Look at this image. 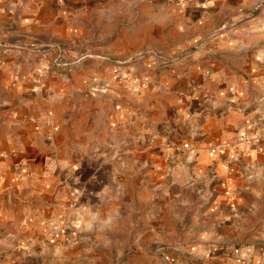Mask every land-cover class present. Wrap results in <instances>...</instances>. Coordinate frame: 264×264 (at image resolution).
<instances>
[{
  "label": "crops",
  "instance_id": "obj_1",
  "mask_svg": "<svg viewBox=\"0 0 264 264\" xmlns=\"http://www.w3.org/2000/svg\"><path fill=\"white\" fill-rule=\"evenodd\" d=\"M54 46L76 64L42 74ZM259 117L264 0H0V226L17 253L99 222L134 232L126 264H264V129L242 138Z\"/></svg>",
  "mask_w": 264,
  "mask_h": 264
},
{
  "label": "rangeland",
  "instance_id": "obj_2",
  "mask_svg": "<svg viewBox=\"0 0 264 264\" xmlns=\"http://www.w3.org/2000/svg\"><path fill=\"white\" fill-rule=\"evenodd\" d=\"M58 47L62 49L60 46ZM130 60L135 61L136 59ZM53 61L52 59L50 66H52ZM57 62L55 68L53 70L49 69V71H57L60 67L68 70L70 66L76 64V61L63 59V56ZM136 63H138V60ZM213 195L214 193L210 191L209 187L203 193V197L206 199L212 198ZM118 222L116 221L114 224L116 228L112 227L114 230L118 229ZM126 227L128 230L134 229V225L131 223H127ZM99 228L101 226L99 222H96L91 231L93 234L99 233V237L94 235L86 240H81L79 237L70 238L71 241H68L70 244L62 246L51 244V242L46 240L36 241L27 244L29 248H24L27 249L25 250L26 252L17 253L16 249L20 244L18 245L17 240L13 237L17 230L11 223L4 224L0 226V264H126V259L129 255L119 252V249L125 241L132 240L134 232H126L128 235H132L128 239V237H119L117 231L106 232V236H102L103 232ZM87 248H89V252H86ZM131 262L134 264L135 260Z\"/></svg>",
  "mask_w": 264,
  "mask_h": 264
},
{
  "label": "built area",
  "instance_id": "obj_3",
  "mask_svg": "<svg viewBox=\"0 0 264 264\" xmlns=\"http://www.w3.org/2000/svg\"><path fill=\"white\" fill-rule=\"evenodd\" d=\"M63 56V50L62 49H55V56L53 58V60L57 62V60ZM57 65V64H56ZM49 72V69H42L41 73L42 74H47ZM122 75V73L117 72L116 73V77H120ZM145 80L142 78H139L138 80H135V85H139L141 83H143ZM263 119L261 117L257 118L256 121L253 123L252 129L249 133H244L242 134V138L244 139H253L255 141H260L263 137V129H264V124H263ZM66 229L67 230H71V226L69 224L66 225ZM68 241H71V239L69 238Z\"/></svg>",
  "mask_w": 264,
  "mask_h": 264
},
{
  "label": "trees",
  "instance_id": "obj_4",
  "mask_svg": "<svg viewBox=\"0 0 264 264\" xmlns=\"http://www.w3.org/2000/svg\"><path fill=\"white\" fill-rule=\"evenodd\" d=\"M57 48H59V47H58V46H54V47H53V49H57ZM56 64H57V63H56V61L54 60L52 66H50L49 69L53 70V69L55 68V65H56ZM169 64H170V62H169ZM169 64H168V65H169ZM168 65H162V64H159V65H158V68H162V67L164 66V67L162 68V69H164V68L167 67Z\"/></svg>",
  "mask_w": 264,
  "mask_h": 264
},
{
  "label": "water",
  "instance_id": "obj_5",
  "mask_svg": "<svg viewBox=\"0 0 264 264\" xmlns=\"http://www.w3.org/2000/svg\"><path fill=\"white\" fill-rule=\"evenodd\" d=\"M93 89L95 91H105L104 86L101 83H96L93 85Z\"/></svg>",
  "mask_w": 264,
  "mask_h": 264
}]
</instances>
